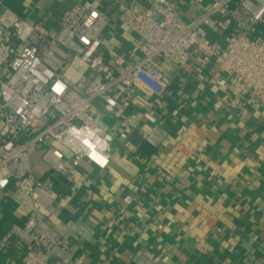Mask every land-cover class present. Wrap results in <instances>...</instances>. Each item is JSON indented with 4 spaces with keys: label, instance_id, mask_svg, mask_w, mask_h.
Segmentation results:
<instances>
[{
    "label": "crops",
    "instance_id": "crops-1",
    "mask_svg": "<svg viewBox=\"0 0 264 264\" xmlns=\"http://www.w3.org/2000/svg\"><path fill=\"white\" fill-rule=\"evenodd\" d=\"M93 0H0L22 20L50 32L62 26L66 10ZM109 23L105 47L128 63L141 59L140 39L119 18V8L155 0H97ZM217 0H168L185 22L201 17ZM222 33L212 39L223 45ZM213 61L194 57L166 73L167 93L138 92L117 119L101 103L92 107L108 134L110 164L104 171L86 160L72 181L53 171L38 151L32 174L51 181L61 201L53 228L76 249L83 264H264V107L246 97L234 102L232 88L212 83ZM81 90L91 72L75 60L63 76ZM2 120L0 117V131ZM198 150L174 177L162 164L176 144ZM64 153H68L61 149ZM31 200L10 187L0 195V237L23 225ZM201 210L214 215L204 224ZM24 245L12 241L0 264H22Z\"/></svg>",
    "mask_w": 264,
    "mask_h": 264
},
{
    "label": "built area",
    "instance_id": "built-area-1",
    "mask_svg": "<svg viewBox=\"0 0 264 264\" xmlns=\"http://www.w3.org/2000/svg\"><path fill=\"white\" fill-rule=\"evenodd\" d=\"M119 13L141 41V59L134 63L105 47L109 20L97 0L66 10L57 32L20 19L0 3V195L13 187L32 203L25 223L0 237V253L21 242L22 264L84 262L53 228L61 197L51 181L32 174L30 159L41 151L42 161L68 181L84 160L106 170L111 149L92 111L95 104L117 119L134 100L148 106L138 92L167 93L166 73L197 57L202 66L213 61L212 83L227 86L224 75L235 79V103L246 97L264 107V0H217L192 22L172 11L168 0H155L151 8L132 3ZM212 33L224 34L223 45ZM75 60L91 72L81 90L63 78ZM197 150L191 141L176 144L163 171L174 177ZM213 216L201 210L198 218L204 224Z\"/></svg>",
    "mask_w": 264,
    "mask_h": 264
},
{
    "label": "clouds",
    "instance_id": "clouds-1",
    "mask_svg": "<svg viewBox=\"0 0 264 264\" xmlns=\"http://www.w3.org/2000/svg\"><path fill=\"white\" fill-rule=\"evenodd\" d=\"M93 15H95V13H93ZM56 91H61V86L59 84H57V86H56ZM93 157L94 158H98V157L95 156V153H93Z\"/></svg>",
    "mask_w": 264,
    "mask_h": 264
}]
</instances>
